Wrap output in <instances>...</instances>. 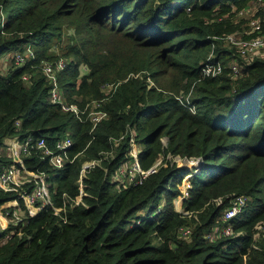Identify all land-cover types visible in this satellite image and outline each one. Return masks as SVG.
I'll return each mask as SVG.
<instances>
[{
    "label": "trees",
    "instance_id": "trees-1",
    "mask_svg": "<svg viewBox=\"0 0 264 264\" xmlns=\"http://www.w3.org/2000/svg\"><path fill=\"white\" fill-rule=\"evenodd\" d=\"M254 1L0 0L6 8L0 56L26 44L36 54L22 64L11 54L12 64L0 71V148L13 136L43 137L52 148L69 137V155L75 157L56 167L40 152L23 155L28 169L46 173L53 204L39 202L32 215L18 192L0 188V206L19 202L9 207L11 222L0 229V264H264V231L258 228L264 226V58L242 60L217 39L238 29L233 16ZM72 18L84 38L64 48L71 59L59 83L66 99L82 107L104 99L107 117L95 127L50 101L51 85L41 70L51 42ZM107 36L122 39L124 49L96 60L94 37ZM211 52L224 70L204 77L202 65ZM172 74L173 89H167L160 80ZM110 83L116 86L106 93ZM191 88L195 111L176 97ZM131 129L143 169L163 157L141 183L116 178L119 164L131 159ZM128 131L115 147L114 139ZM176 155L199 163L181 166ZM92 160L98 163L86 170L82 186L83 164ZM12 162L0 153V167ZM186 176L189 195L182 206L195 216L174 203ZM235 195H246L248 202L231 219L234 234L208 237ZM15 211L22 219L15 220Z\"/></svg>",
    "mask_w": 264,
    "mask_h": 264
},
{
    "label": "built area",
    "instance_id": "built-area-1",
    "mask_svg": "<svg viewBox=\"0 0 264 264\" xmlns=\"http://www.w3.org/2000/svg\"><path fill=\"white\" fill-rule=\"evenodd\" d=\"M264 21L261 18V15L250 18L248 21L249 29L246 31L248 37L246 38H237L233 33H227L225 35L219 36V38L227 37V40L232 44V49H235L240 56L243 57H260L264 58V30H263ZM212 54L214 52H211ZM210 55L207 57V60L203 62L202 65V74L204 77H214L221 75L224 70V65L222 60L216 56ZM35 49L31 44H26L23 48L17 49L13 52V56L17 64H22L26 62L28 59H32L35 57ZM27 56V57H26ZM68 61L60 59L54 65L53 62L44 61L42 63L43 73L49 81L51 85L50 88V101L60 107V109L64 112L73 113L75 116L79 118L89 119L94 123V127L101 122L105 117H107V111L101 108L102 102L104 99H97L94 102V110L90 109V102L84 103V106H80L77 102H70L66 99L62 86L59 83V72L62 71ZM233 67V75L239 72L240 64L235 58L232 63ZM23 80L25 82H29L30 75L24 74ZM178 100L187 105L192 111H195L196 107L192 105L191 98H181L180 96H176ZM17 125L20 126L21 122L18 121ZM128 132L123 133L120 138L114 139V146L117 147L122 140H124ZM15 142L11 145V157L13 158L12 164L8 167H0V188L5 191H16L19 194V198L23 199L25 205L29 209V212L33 215L39 209V202L44 204H53L50 190H49V182L47 180V175L44 171H35L30 170L24 165L23 155L32 154V152H40V157L49 159L50 163L56 167H62L68 160L73 161L75 157L70 158L68 149L72 146L73 141L71 138L66 137L64 139L58 140L56 147L52 148L47 143L45 138L38 137L34 138L33 136H28L25 140H19L18 136L13 137ZM141 151V147L139 143L135 140V130L131 129V134L129 137V144L127 146V154L131 156L126 161H123L119 164L118 172L116 174V178L119 180H136L137 183H141L143 179H145L148 175L153 172H156L158 166L163 163V161L158 159L153 166L148 169H143L139 162V152ZM114 149L105 154L104 158L107 159L109 155L113 156ZM126 154V155H127ZM170 157H173L170 155ZM192 162L190 166H197L199 163V158L195 159H184L181 156H174L173 160L176 161L179 165V161ZM97 160L85 161L82 169V176L80 178L81 185L83 181V177L86 173V170L97 164ZM131 163H134L131 166ZM20 164V165H19ZM188 177L186 176L183 179L184 186L182 187V195L181 200L189 195V187L190 183L188 181ZM33 183L31 188H28L26 183ZM83 197V189L81 190L80 195L76 198V203H80ZM216 200L220 203L221 198H216ZM248 197L246 195H235L230 198L229 206L223 210L220 220L221 223L216 226L212 232L208 233V237L213 238L216 234H224V235H233L234 229L231 224V219L238 215L244 207L247 205ZM19 205L18 199H14L6 202L5 204L0 206V229H5L9 223L11 222V211L9 209L10 206L16 207ZM60 210V208H57ZM181 211L183 214L188 216H192L195 214L193 211L182 209H177ZM15 220L22 219V216L18 214L16 211L14 212ZM190 232L189 228L184 230L185 234Z\"/></svg>",
    "mask_w": 264,
    "mask_h": 264
},
{
    "label": "rangeland",
    "instance_id": "rangeland-1",
    "mask_svg": "<svg viewBox=\"0 0 264 264\" xmlns=\"http://www.w3.org/2000/svg\"><path fill=\"white\" fill-rule=\"evenodd\" d=\"M5 13H6L5 6L3 4H0L1 19H3V15H5ZM258 15H261V18L264 21V0H255L254 2H251L246 8L237 12V14H235L233 16V18H234V22L237 25H239V27L234 32H230V33H233L237 38L248 37V34L246 33V31L249 29L248 21L250 20V18H253V17L258 16ZM77 23H78V20L76 18H72V20H69L66 22V24L64 25L62 37L53 39V41L50 44V47L48 50V57L50 56V58L43 60V62L44 61L53 62L54 65H56V62L60 59H63L65 61L66 60L69 61L71 59V57H67L64 55V48L69 43H73V42H76L77 39L82 40L84 38L82 35L80 36V35H77V33H76ZM217 39H220L223 41L222 43H223V46L225 48H229V49L231 48L232 49L233 46L227 40L226 36L223 38L217 37ZM93 41H97L96 46L91 44V50L93 52H95L94 56H95L96 60H102V59H104L105 56L112 54V53L117 54V55L121 54L122 50L124 49L123 46L125 45V42L122 39H117V38L109 37V36L103 37V38L94 37ZM33 48H34V46H33ZM13 52H7V53L0 56V71L2 73H6L8 66L10 64H12V60H11L12 55L11 54H13ZM213 54L211 53L212 56H213ZM240 57L242 60H250L251 59V57H243V56H240ZM81 69H82V73L87 72L88 66L85 64H82ZM41 70L43 72L42 66H41ZM136 76H140V73H138ZM174 79H175V75L172 74L170 76L161 78L160 82H161V85L163 87H166L167 89H170V87H171L173 89L172 83H173ZM148 82L150 83V85L154 84L153 80H151L150 77H148ZM115 86H116L115 83H110V84L106 85V87H105L106 93H108ZM192 91H193V88H191L188 92H185L184 90H180L177 93L181 98L185 99V98H189V97L192 98L193 97ZM79 100H81V98H79ZM96 100L97 99L87 100V102H90V109L91 110L95 109L94 102ZM163 142L166 145L167 144V138H163ZM10 145H12V144H10V142H9L8 145L4 146V148L1 149L0 153L10 156L11 155V150H10L11 146ZM178 156H180V155H178ZM161 160L163 161V157H161ZM178 161H179L181 166L186 165V166L190 167V165H192V162H190V161H188V162L185 161V164H183V161H181L180 159H178ZM133 165H134V163H131V166H133ZM183 186H184V184H182V187ZM174 203H175L176 209L179 208V209L183 210L181 196L176 197L174 199ZM258 228L260 230L264 231V226L259 225Z\"/></svg>",
    "mask_w": 264,
    "mask_h": 264
},
{
    "label": "crops",
    "instance_id": "crops-1",
    "mask_svg": "<svg viewBox=\"0 0 264 264\" xmlns=\"http://www.w3.org/2000/svg\"><path fill=\"white\" fill-rule=\"evenodd\" d=\"M13 137H15V136H13ZM13 137H7L6 139H5V145H8L9 144V142H10V144H13L14 142H15V139L13 138ZM11 146V145H10ZM4 147H2V148H0V149H3ZM39 210V209H38ZM37 210V211H38ZM36 211V212H37ZM35 212V213H36Z\"/></svg>",
    "mask_w": 264,
    "mask_h": 264
}]
</instances>
